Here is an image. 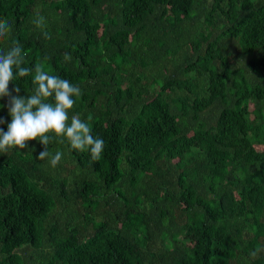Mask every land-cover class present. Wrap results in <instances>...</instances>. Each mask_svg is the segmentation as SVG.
<instances>
[{
	"label": "trees",
	"instance_id": "trees-1",
	"mask_svg": "<svg viewBox=\"0 0 264 264\" xmlns=\"http://www.w3.org/2000/svg\"><path fill=\"white\" fill-rule=\"evenodd\" d=\"M0 19V49L78 85L69 119L105 143L54 138L55 167L36 140L0 153V264H264V0H0Z\"/></svg>",
	"mask_w": 264,
	"mask_h": 264
},
{
	"label": "clouds",
	"instance_id": "clouds-1",
	"mask_svg": "<svg viewBox=\"0 0 264 264\" xmlns=\"http://www.w3.org/2000/svg\"><path fill=\"white\" fill-rule=\"evenodd\" d=\"M32 23L48 38L45 18L37 15ZM13 32V25L7 19H0V40L7 41ZM23 47L16 41L7 49H0V97H9L8 114L11 117L7 131L0 129V153L17 148H27V142L36 140L43 146V151L36 157L38 160L49 159L52 167L58 165L63 153L59 150L52 154L48 145L55 138L59 142H67L71 149L89 152L93 160H98L104 151L105 143L100 137L92 135L88 120H82L79 114L69 119L68 111L75 104L74 97L82 95L78 85L59 75L50 74L44 70V63L34 67L24 66ZM65 63L71 62V54L63 57ZM33 91L26 97L12 95L19 93L15 86L9 91V84L16 77H26L31 74ZM3 123V121H0ZM257 251L250 253L257 256Z\"/></svg>",
	"mask_w": 264,
	"mask_h": 264
}]
</instances>
